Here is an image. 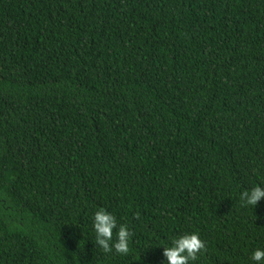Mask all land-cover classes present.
I'll list each match as a JSON object with an SVG mask.
<instances>
[{
	"label": "trees",
	"instance_id": "obj_1",
	"mask_svg": "<svg viewBox=\"0 0 264 264\" xmlns=\"http://www.w3.org/2000/svg\"><path fill=\"white\" fill-rule=\"evenodd\" d=\"M262 184L264 0H0V264H254Z\"/></svg>",
	"mask_w": 264,
	"mask_h": 264
},
{
	"label": "clouds",
	"instance_id": "obj_2",
	"mask_svg": "<svg viewBox=\"0 0 264 264\" xmlns=\"http://www.w3.org/2000/svg\"><path fill=\"white\" fill-rule=\"evenodd\" d=\"M264 199V184L245 189L240 193V200L246 206L256 207ZM92 226L95 233V244L106 252L113 249L120 254L130 251L131 232L126 225L119 224L116 216L104 208L97 209L92 217ZM115 230V239L113 234ZM163 246L162 264H190L204 250L205 242L196 232H185L177 235ZM254 264H264V248H256L251 253Z\"/></svg>",
	"mask_w": 264,
	"mask_h": 264
}]
</instances>
